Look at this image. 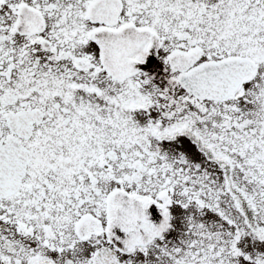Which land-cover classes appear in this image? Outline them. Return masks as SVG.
I'll list each match as a JSON object with an SVG mask.
<instances>
[{"label": "snow or ice", "instance_id": "obj_1", "mask_svg": "<svg viewBox=\"0 0 264 264\" xmlns=\"http://www.w3.org/2000/svg\"><path fill=\"white\" fill-rule=\"evenodd\" d=\"M0 264H264V0H0Z\"/></svg>", "mask_w": 264, "mask_h": 264}]
</instances>
